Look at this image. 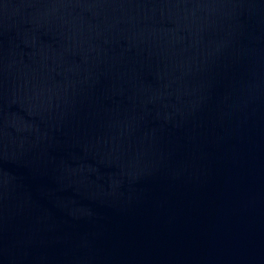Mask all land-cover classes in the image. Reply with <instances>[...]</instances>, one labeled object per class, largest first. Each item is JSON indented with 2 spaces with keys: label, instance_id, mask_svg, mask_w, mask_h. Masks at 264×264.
Returning <instances> with one entry per match:
<instances>
[{
  "label": "water",
  "instance_id": "obj_1",
  "mask_svg": "<svg viewBox=\"0 0 264 264\" xmlns=\"http://www.w3.org/2000/svg\"><path fill=\"white\" fill-rule=\"evenodd\" d=\"M0 264H264V0H0Z\"/></svg>",
  "mask_w": 264,
  "mask_h": 264
}]
</instances>
